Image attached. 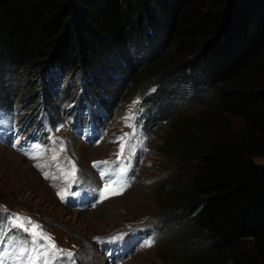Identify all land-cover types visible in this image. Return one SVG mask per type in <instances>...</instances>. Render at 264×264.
I'll return each instance as SVG.
<instances>
[{
	"label": "trees",
	"instance_id": "1",
	"mask_svg": "<svg viewBox=\"0 0 264 264\" xmlns=\"http://www.w3.org/2000/svg\"><path fill=\"white\" fill-rule=\"evenodd\" d=\"M123 48L135 67L140 52L151 60L165 50L128 92L141 87L145 102L159 84L142 117L169 121L163 149L195 160L189 185L176 178L161 184L167 214L156 229L165 234L169 220L181 219L183 237L197 241L181 264H264V0H0L1 103L5 77L15 71L23 78L40 62L46 65L37 73L63 83L64 95L81 74L84 95L110 114L115 104L103 93L120 80L119 96L130 69L122 58L119 67L111 60ZM163 84L192 89L182 108H162ZM207 91L209 101L201 96ZM204 100L205 113L186 112ZM224 116L241 126L232 129Z\"/></svg>",
	"mask_w": 264,
	"mask_h": 264
},
{
	"label": "rangeland",
	"instance_id": "2",
	"mask_svg": "<svg viewBox=\"0 0 264 264\" xmlns=\"http://www.w3.org/2000/svg\"><path fill=\"white\" fill-rule=\"evenodd\" d=\"M123 51L124 54L121 53V56L116 55L111 59L118 67L122 66L120 58L127 63L133 60L131 51H127L126 48H123ZM164 51H160L151 60H148L149 53L146 50L140 52L137 58H140L142 65L135 67V64L129 62V68L132 70L126 69L125 89L121 94L116 96L113 91L119 86L120 80L114 81L111 87H108L110 91L103 93L106 95L104 98L107 103L115 106L104 120L102 131L93 136L91 144L87 142L89 140L87 131L94 129L90 125L86 127V123L80 124L79 121L76 125L78 128L74 126L75 119L80 116L81 94L88 92V86L82 81L81 74L74 73L75 78L73 76L65 95L63 92L66 87L63 83L56 86L55 81L50 79L49 72L37 73L46 65L40 62L25 73L23 78L17 76L15 71H11L10 75L5 77L4 86L9 90L6 89L8 92L4 104H1L0 95V105L8 110L13 109L15 113L13 118L19 119L22 116L23 121L30 119L25 123H30L31 127L41 125L47 131V135H52L50 139L53 144L31 140L32 135L25 134L31 141L30 149L34 152V157L40 159L36 154L39 151L44 153L45 157L51 159L56 170L55 178L51 177L54 181L43 180L30 162L0 145V224L8 221L12 226L16 214L21 218H31V221L39 226V231L50 237L57 248L64 250L62 255L68 252L73 254L71 258L63 257V261L66 259L63 264H69L70 260L72 264H181L183 256L200 248L197 241H187V238L183 237L180 229L181 219L179 222L169 220V231L159 234V237L139 234L140 230L147 232L150 228L154 229L155 225H161L159 223L162 222V217L167 214V204L159 196L161 184L176 178L181 184L189 185L194 172V159L188 157L181 160L163 149L169 121L157 120V117L146 120L142 117L143 110L152 106L153 103L149 99L156 93L159 84L145 93V99L150 94L148 101L145 102L137 96L141 87L137 86L133 96L128 92V89L137 83V74L142 67L153 64ZM181 58H185V54ZM154 81L145 79V85ZM163 85L169 95L163 98L165 101L162 108L179 106L182 108V105H179L182 97H190L192 89ZM49 86L51 90L48 89ZM13 88L19 90L14 93ZM53 91H57V94ZM208 94L209 92L201 96L207 99ZM204 101L186 109V112L194 115L205 113L208 106ZM47 109L52 111H45ZM89 109L90 111L94 109L95 112V104L91 103ZM85 112L87 113L88 109ZM2 114L3 108H0V115ZM2 117L0 138L9 132H19L6 114ZM46 118L53 122V125L52 122L48 124V128L45 127ZM224 118L232 129H238L242 124L238 117ZM5 121L8 123L2 124ZM121 137L125 138L123 141L125 151L118 158L121 144L118 138ZM48 148L53 149L52 153L47 151ZM128 158L134 165V177L128 181L129 186L121 194L109 195L108 199L100 201L103 181L120 180V169L124 168V165L117 167L118 162L128 161ZM99 161L109 163L91 167L93 162ZM256 161L262 162L263 159L256 158ZM73 165L76 168L75 180L64 179ZM101 171L107 175L102 177ZM80 179L90 183L91 187L84 190L82 184L77 182ZM62 188L71 189L69 193L63 191L67 193L64 199L58 195ZM77 192H81L87 200H81ZM2 226L3 223L0 226V246L7 241ZM25 233L30 236L29 233ZM121 234H123L121 239L115 241L109 239ZM97 237L100 238L99 241L95 239ZM104 237L107 239L104 242L107 245L102 248ZM149 240L153 243L151 246H145ZM138 241L141 242L137 247ZM48 264L62 263L53 258ZM224 264L232 263L226 261Z\"/></svg>",
	"mask_w": 264,
	"mask_h": 264
},
{
	"label": "snow or ice",
	"instance_id": "3",
	"mask_svg": "<svg viewBox=\"0 0 264 264\" xmlns=\"http://www.w3.org/2000/svg\"><path fill=\"white\" fill-rule=\"evenodd\" d=\"M127 136V134H125ZM119 140H121V144H120V151L117 154L118 158L121 157L125 151V144L123 143L124 141V137L118 138ZM55 158V157H54ZM108 161H99V162H93V166L94 167H99L101 164H108ZM75 173H76V168L75 165L72 166L70 173L66 174L64 176V179H69L71 178L72 180H75ZM126 173V168H121L120 169V175H121V179L120 180H110L108 183L105 184L104 188L102 189V196L101 199H105L108 197V195H118L121 194L126 187L129 186L128 181L126 179H124V174ZM47 177V174H45ZM100 175L102 177L106 176L107 173L104 171H101ZM67 193L65 192H60L58 193V195L61 197V199H64ZM12 226L14 228L18 227L20 229H22L23 231L29 233V235L31 236V238L33 239V241L35 242H39V241H47V244H40L41 248H48L51 249L52 253H61L63 254L64 250H60L57 249L54 242L51 241V238L46 236L45 234H43L41 231H39V226L36 225L34 222L31 221V218H21L18 214H16L13 217V222H12ZM122 235H118V236H113L110 237L109 239L111 241H115L118 239L122 238ZM98 241L100 240L99 237L95 238ZM153 243V241L149 240L147 241V243L145 244V246H151V244ZM66 255L71 258L72 257V253L68 252L66 253ZM42 256H44V261L43 264H48V253L47 251L42 253ZM0 264H4V261L2 259H0ZM69 264H72V261H69Z\"/></svg>",
	"mask_w": 264,
	"mask_h": 264
}]
</instances>
